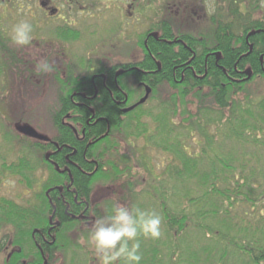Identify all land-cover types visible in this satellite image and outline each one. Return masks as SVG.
Returning a JSON list of instances; mask_svg holds the SVG:
<instances>
[{
	"label": "trees",
	"instance_id": "1",
	"mask_svg": "<svg viewBox=\"0 0 264 264\" xmlns=\"http://www.w3.org/2000/svg\"><path fill=\"white\" fill-rule=\"evenodd\" d=\"M162 51L164 57L173 55L171 48L165 44ZM225 53V66L230 68L235 61V52L226 47ZM4 77L11 79L7 71H4ZM229 77L228 74H210L201 83L191 77L190 82L185 83V87L176 88L170 79L167 80L168 85L153 83L150 99L159 100L161 104L159 123L157 117L153 118L155 123L153 132H149V127L141 118L146 115L152 116L151 111H146L139 105L134 110L123 113L111 103L105 92L101 107L94 105L74 108L66 105L44 108L46 115H42L38 127L33 128L45 140L30 138L19 132L17 124L21 123L18 119L20 105L17 102L18 98L3 95V92L7 91L5 86L8 83L5 82L3 89H0L2 105L7 106L8 111L12 109V113L13 109L16 112L12 119L13 123L2 113L0 121L13 125L9 127L8 134L13 132L16 144L20 145L22 150L17 164L6 166L3 163L2 167L0 165V176L3 174L26 176L28 172L37 169L38 163L46 168L48 174L42 183L43 192L37 194L36 198L34 196L32 206L26 204L21 206L7 199L0 200L2 245L11 243L13 247L20 249V254H25L24 257L35 255L34 259L41 262L30 233L34 228L47 227L49 216L54 212L53 218L58 220L60 225L57 226L58 233L53 234V243L42 244L41 234L39 237L35 235L36 241L46 254L47 264H58L61 259L67 264H81V256L77 258V252L82 250L78 240L81 233L87 236L84 232H90V229H86L85 226L83 228L63 214L62 209L65 206L60 207L61 199L58 202L54 199L58 192L57 187L65 183L69 185L72 181L70 188H75L79 199L83 201L85 199L87 201L91 193L90 204L94 207L91 209V215L97 218L110 215L116 201L143 209L135 192V188L143 183L148 197L153 193L159 198L153 196L162 218L165 239L141 237L140 264H264V157L260 153L264 151V98L254 103L248 95L244 97L243 103L238 99V94L245 93L246 85L250 81L234 83L230 82ZM163 87L166 91L161 98L158 94ZM167 91H170L168 96ZM114 93L120 94L117 89ZM181 106L185 108L178 112L177 109ZM189 106H193L194 111ZM179 113L184 125L173 122V118L178 117L176 115ZM67 114L78 132L82 129L79 124L84 126L86 143L92 141L91 150L86 148L84 153L85 145L80 144L73 136L71 128L62 123ZM91 117L93 118L90 119L91 122L99 120L94 125H90L89 122L87 127L85 122ZM130 118L135 119L134 128L129 124ZM131 128L134 132L130 130ZM210 128L214 129L211 133ZM180 129H184L183 132L186 133L182 134ZM193 132H197L202 139L201 147L198 148L196 144L198 152H190L188 146L181 142L182 137L191 136ZM116 134H119V137ZM144 134H149L145 136L147 144L170 152L171 159L166 171L172 180L178 181L174 187L175 193L179 185L184 192L181 197H186V201L182 207H170L167 202L171 198L170 191L163 190L162 193L160 187L164 185L165 179H161V174L157 176L153 173V166L143 159L141 151L131 156L132 161L121 156L120 148L125 151L130 146L127 139ZM111 138H118L127 147L120 144L116 148L115 141ZM7 139L13 140L11 137ZM53 144L59 147L65 145L60 154H54ZM227 144L231 146L228 150L225 149ZM102 145L104 148L100 149ZM237 146L242 151H237L235 149ZM75 150L76 153L73 154ZM31 155L40 157L36 160V167L30 161ZM137 158L139 163H134L133 160ZM92 159L98 161L97 169L94 166L95 162H89ZM69 163L75 166L67 172L63 169ZM162 176L164 177V172ZM187 182L201 188V194L191 196ZM218 184H224V187H217ZM98 185L102 192H110L109 199L97 201L94 198L96 192L92 188ZM50 189L52 190L48 196L56 207L55 211L48 206L46 194ZM120 191L122 198L117 196ZM63 193L64 199L68 200L67 192ZM239 203L249 204L254 211L252 215L248 212L243 213L245 216L249 215L248 219L240 218L236 225L232 222L229 211ZM70 205L72 208V201ZM68 211L74 213L73 209ZM189 230L194 235L202 237V243L197 240L196 249H189L191 246L189 245L180 252V248L188 245L190 239L196 238L186 236ZM85 241L87 242V237ZM162 249H166L164 255L168 253L170 258L168 261L162 258ZM174 253H178V256L173 261L171 259ZM67 254L71 255L68 260ZM15 258L16 253H12L10 259ZM86 260L88 258L85 255L83 264H86Z\"/></svg>",
	"mask_w": 264,
	"mask_h": 264
},
{
	"label": "flooded vegetation",
	"instance_id": "2",
	"mask_svg": "<svg viewBox=\"0 0 264 264\" xmlns=\"http://www.w3.org/2000/svg\"><path fill=\"white\" fill-rule=\"evenodd\" d=\"M20 20L33 25L35 38L30 47L19 48L9 39L12 26ZM164 44L171 48L172 56H163ZM226 47L235 52L230 68L225 66ZM16 59H20L21 67L14 64ZM41 59L53 62L54 70L47 74L34 70ZM16 69H27L34 87L43 86L37 88L45 91L43 102L47 106L101 107L105 92L123 113L142 99L147 88L150 92L143 104L152 101V86L156 82L168 85L170 79L176 88L185 87L191 77L201 83L210 74H228L234 83L263 79L264 0H0V89L5 82L7 90L12 88V71ZM4 71L11 79L4 77ZM115 89L120 94H115ZM90 119L93 118L85 122L87 127ZM71 122L68 114L62 119L76 140L85 145V153L92 141L88 138L86 143L84 126L79 124L82 129L78 132ZM53 145L54 154L65 146ZM89 162H95L97 169V160ZM72 166L75 165L69 163L63 170L69 172ZM71 184L72 181L58 186L54 199H61L65 216L90 229L96 218L91 215V193L83 201L76 189L70 188ZM99 186L92 188L96 192L94 198L109 199L97 197ZM51 190L46 194L48 206L55 211L48 196ZM63 192H67L68 200ZM25 204L32 206V199ZM53 215L54 212L47 227L34 228L30 233L41 262L34 259L35 255L24 257L12 245L5 248L2 238L0 252L5 257L0 264H47L35 235L41 234L42 244L53 243V234L58 233L60 225ZM12 253H16L14 260L10 259Z\"/></svg>",
	"mask_w": 264,
	"mask_h": 264
},
{
	"label": "rangeland",
	"instance_id": "3",
	"mask_svg": "<svg viewBox=\"0 0 264 264\" xmlns=\"http://www.w3.org/2000/svg\"><path fill=\"white\" fill-rule=\"evenodd\" d=\"M16 65H18L19 67H21L20 64V59L17 60L16 59V63H14ZM21 69V68H20ZM20 69H16V71H12V73H15V81L14 84L12 85V88H8L7 91L3 92V95L6 97H14V98H18V103L20 105V110L18 111L20 117L18 118L19 121H21V123L17 124V127H22V126H29L31 128L33 127H38L39 123H40V119H42V115H46L44 108H53L52 106H47L44 104L43 102V98L45 97L46 93L44 90L42 89H38L37 87H43L42 85H36L34 87L33 81L31 80V78L27 77V69L25 70H21ZM35 70V69H34ZM31 71V70H30ZM161 87V86H160ZM165 88L163 87V90H161L158 94L161 98L163 97V94L166 90H164ZM246 91L243 94H238V99L241 100L243 103H245L244 97H248L250 100H253L254 103H257L259 100L264 98V78L260 79V78H256L250 81V83H248L246 85ZM48 91V90H46ZM170 91H167V96L168 93ZM1 93V91H0ZM166 96V95H165ZM167 96L165 98H167ZM21 98V100H19ZM164 98V100H165ZM32 99H36V100H32ZM160 101L159 100H152L146 104H142L144 110L146 111H151L152 116H141V118H143V121L146 123L147 127H149V132H153V124L154 120L153 118L157 117V121L159 123V116L161 114V109H160ZM188 106V105H187ZM186 106V107H187ZM185 107L181 106L179 107V109H177L178 112H180L181 110H183ZM190 109H192L194 111V107L193 106H189ZM16 111L13 109V113H12V109L11 111H8V107L7 106H3L1 101H0V113H2L6 119L8 120H12L14 117V113ZM178 117H174L173 118V122H175L176 124H180V125H184V121L182 120V117L180 115V113L178 115H176ZM132 118H130L129 124L132 125V127L134 128V124H135V119L131 120ZM14 122V120H12V123ZM12 125V124H11ZM10 124H7L6 122H2L0 121V165L2 167V164L5 163L6 166L10 165V164H17L18 163V159L20 156V151L21 146L17 145L16 142L17 140L15 139V137L12 135V133H9V127H11ZM13 126V125H12ZM131 128L130 130L132 132H134V129ZM35 130V128H33ZM177 129V128H175ZM36 131V130H35ZM178 131V130H176ZM180 131L182 132V134H185L186 132L184 129H180ZM214 129L210 128L209 132H213ZM37 132V131H36ZM6 135H8V137H6ZM117 137H119V134H116ZM149 134H144L143 136H139V137H135L134 138H130L127 139V142L129 143V147L124 151L123 148H120L121 151V156L123 155L126 159L131 160V156L132 155H137L140 151L143 155V159L147 160L148 163H150L153 166V173L157 176H161V179H165L164 180V185H161V190L163 193V190H168L170 191V196L171 198H169V200L167 201L168 204L170 205V207L174 208L175 206L177 208L182 207L185 204L186 201V197H181L182 194L184 193L182 188L179 186H177L176 188V193L174 190V187L176 186V184L178 183V181L172 180L166 171V167L171 159V155L170 152H165L162 151L161 149H158L154 146H151L149 144L146 143L145 140V136L147 137ZM11 137L13 140L9 141L7 138ZM112 141L114 142L115 147L117 148L118 146H120V144L126 146L124 143H121L120 140L118 138H111ZM181 142L183 143L184 146H188V150L191 152H198V148L201 147V143H202V139L201 137L198 135L197 132H193L192 135H185L184 137H182ZM116 143V144H115ZM198 148H197V145ZM105 146V144H104ZM127 147V146H126ZM231 146L229 144H227L225 146V149H230ZM235 149H237V151H242V149L237 146L235 147ZM261 156L264 157V151H260ZM38 155H31L30 156V161L32 163H34L35 167L37 166V161L38 158H40ZM132 161V160H131ZM134 163H139V159H135L133 160ZM122 164V163H121ZM138 165V164H137ZM141 167V166H140ZM122 168V167H119ZM164 172V177L162 176ZM47 170L46 168L38 163V167L37 169H35L33 172L31 173H27L26 176H21L19 174H14V175H9V174H3V176H0V200H12L13 202H15L18 205L24 206L25 205V201L27 199H32V201L34 200V196L36 198V195L43 192L42 189V183L43 181H45V179L47 178ZM132 179L134 180V178L132 177ZM30 182V186H28V183ZM135 182V180L133 181ZM136 183H139V181H136ZM188 190L191 196H199L201 194V188H198L196 186H194L192 183H188ZM107 185V184H105ZM140 185V184H139ZM217 187H224V184H218L216 185ZM169 187V188H167ZM135 192L138 194V199L140 200V204L143 205V209L144 210H149V211H155L157 214H159V209L157 207L156 201L154 200L153 196H155L156 199H159L158 196L155 194H150L151 197H148V195L146 194V188H144L143 183L139 186L135 188ZM110 196V192L109 191H100L97 195V197H101V198H105V197H109ZM117 196L122 198V194L121 191L119 192V194H117ZM36 200V199H35ZM111 200H113L111 198ZM114 201V200H113ZM144 201H146L144 203ZM126 204V203H125ZM129 205V203L127 204ZM254 211V210H253ZM251 207L249 206V204L246 203H239L238 205H234L233 208H231L230 214H231V220L234 224L237 225V223L239 222L240 218L243 219H248V216L243 215V213L245 214L246 212H248V214L250 213V215H252ZM111 214V213H110ZM160 215V214H159ZM161 230H162V235L160 236V238H158V240H164L165 239V235H164V228L161 225ZM82 232V231H81ZM84 232V231H83ZM87 234V236L85 234L80 235V239L78 240V244L82 247V250L77 252V258H80V262L81 264H83L84 262L82 260H84L85 255L87 256L88 260H86V264H99V261L96 257V254L93 250V248L85 241L86 237H88L89 232H84ZM3 233H0V240L2 239L1 235ZM196 236L195 239H190L188 242V245L183 246V248H180V252H182L183 250H185L187 248V246L191 245L189 249H196L197 244L196 241L199 240L200 244L202 243V237L198 236V235H194L192 233L191 230L186 232V236ZM205 240V238L203 239ZM3 243V241H2ZM5 248L9 249L11 244L10 243H6L4 244ZM5 250V249H3ZM6 251V250H5ZM166 249H162V258L164 259V261H168L170 258L168 257V253L164 255ZM69 254H67V260L69 259ZM172 256V254H171ZM174 257H172L171 260H175V257L178 256V253H174L173 255ZM4 253L0 252V263L3 262V258H4ZM160 261V260H159ZM77 263V262H76ZM58 264H67V262L63 263V260L61 259L59 261ZM173 264V263H171ZM185 264V263H184Z\"/></svg>",
	"mask_w": 264,
	"mask_h": 264
},
{
	"label": "clouds",
	"instance_id": "4",
	"mask_svg": "<svg viewBox=\"0 0 264 264\" xmlns=\"http://www.w3.org/2000/svg\"><path fill=\"white\" fill-rule=\"evenodd\" d=\"M34 38L33 25L28 20L15 23L9 33L11 43L19 48L30 47ZM35 70L50 73L54 63L48 59L38 60ZM161 225L162 218L155 211L116 201L110 215L94 219L87 243L93 248L99 264H140V238H160Z\"/></svg>",
	"mask_w": 264,
	"mask_h": 264
},
{
	"label": "water",
	"instance_id": "5",
	"mask_svg": "<svg viewBox=\"0 0 264 264\" xmlns=\"http://www.w3.org/2000/svg\"><path fill=\"white\" fill-rule=\"evenodd\" d=\"M249 77V75H248ZM150 89L147 88L145 95L142 97V99H140L135 105L130 106L126 109H124V112H128L130 110H132L133 108H135L137 105H140L142 103H144L146 101V99L148 98ZM19 132L22 133L25 136H28L30 138H35V139H40V140H45V138L43 136H41L40 134H38L33 128L29 127V126H22L19 128ZM47 158V157H46Z\"/></svg>",
	"mask_w": 264,
	"mask_h": 264
}]
</instances>
